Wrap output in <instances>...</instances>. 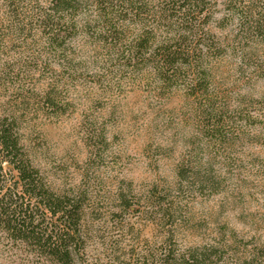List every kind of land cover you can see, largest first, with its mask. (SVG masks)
Wrapping results in <instances>:
<instances>
[{
  "label": "rangeland",
  "instance_id": "374dc122",
  "mask_svg": "<svg viewBox=\"0 0 264 264\" xmlns=\"http://www.w3.org/2000/svg\"><path fill=\"white\" fill-rule=\"evenodd\" d=\"M145 1L118 22L123 40L142 26L166 34L161 0ZM204 3L214 47L207 90L193 94L195 77L167 87L109 51L94 0L63 23L60 46L37 21L51 0H0V116L16 118L52 189L85 192V264H163L167 249L203 246L217 251L212 264H264V0ZM23 257L0 231V264Z\"/></svg>",
  "mask_w": 264,
  "mask_h": 264
},
{
  "label": "trees",
  "instance_id": "16d2710c",
  "mask_svg": "<svg viewBox=\"0 0 264 264\" xmlns=\"http://www.w3.org/2000/svg\"><path fill=\"white\" fill-rule=\"evenodd\" d=\"M81 1L51 0V10L39 11L37 21L48 30L51 44L65 43L66 36L60 29L64 28L63 23L74 24L72 15ZM94 2L98 7L99 37L123 63L144 65L167 87L193 76L195 82L189 84L191 93L196 89L206 92L203 55L214 45L204 41L209 34L202 15L204 0L158 1L154 13L167 25L166 34L157 36L156 27L142 26L141 32L128 40L120 35L118 22L129 23L142 16L148 11L147 1ZM203 100L212 109V98ZM210 112L216 119V112ZM86 200L84 191L52 189L22 145L16 118L0 116V231L25 252L18 264H85V248L92 229L85 218ZM216 253L206 246L189 248L177 255L167 249L161 252L160 260L163 264H212Z\"/></svg>",
  "mask_w": 264,
  "mask_h": 264
}]
</instances>
